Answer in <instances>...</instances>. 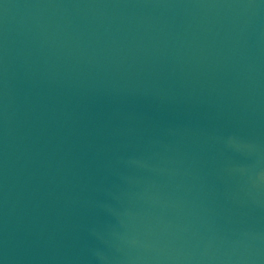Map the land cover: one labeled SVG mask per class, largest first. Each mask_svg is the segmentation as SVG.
Instances as JSON below:
<instances>
[{"label": "water", "instance_id": "1", "mask_svg": "<svg viewBox=\"0 0 264 264\" xmlns=\"http://www.w3.org/2000/svg\"><path fill=\"white\" fill-rule=\"evenodd\" d=\"M0 264H264V0H0Z\"/></svg>", "mask_w": 264, "mask_h": 264}]
</instances>
